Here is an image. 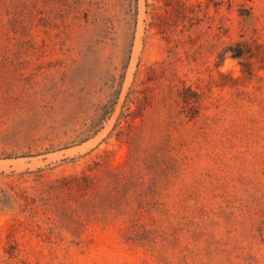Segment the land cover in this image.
Listing matches in <instances>:
<instances>
[{"label": "rangeland", "instance_id": "1", "mask_svg": "<svg viewBox=\"0 0 264 264\" xmlns=\"http://www.w3.org/2000/svg\"><path fill=\"white\" fill-rule=\"evenodd\" d=\"M106 157L134 218L71 214ZM0 264H264V0H0Z\"/></svg>", "mask_w": 264, "mask_h": 264}, {"label": "trees", "instance_id": "2", "mask_svg": "<svg viewBox=\"0 0 264 264\" xmlns=\"http://www.w3.org/2000/svg\"><path fill=\"white\" fill-rule=\"evenodd\" d=\"M231 53L233 58H242L247 53L245 47L241 43L226 48L220 55L226 58L227 53ZM245 67V66H244ZM184 92H191L193 95H182L183 101L186 106H190L187 116L194 118L198 115L199 111L194 110L196 102H199V94L192 88V86H185ZM127 106L123 109L118 120L119 124L124 120L126 125L120 126L117 132L118 138L125 137V142L130 147L128 159L132 164L139 161L138 149L142 141L141 131H138L137 119L141 117L145 120V113L150 103V96L137 89H132L127 95ZM130 104H134L135 108H131ZM112 110V107H111ZM108 111L107 105L105 111L102 113L104 116ZM152 158H158L157 154H153ZM150 156L146 157L143 161L148 162ZM108 157L102 161H95L91 169H98L100 173L89 174L82 172L81 174L69 175L62 179V187L68 190V195L75 202V208L71 214L84 215L87 219L100 215L107 218L109 215H129L131 218L136 217L137 212L129 209L130 200L128 198L132 187L134 186V173L133 167L130 170H123L118 166H111L108 163ZM154 166L155 163H151ZM69 212L61 211V214L66 215Z\"/></svg>", "mask_w": 264, "mask_h": 264}]
</instances>
